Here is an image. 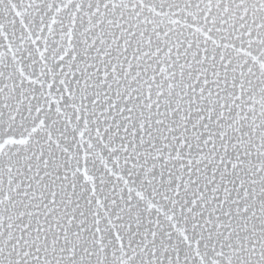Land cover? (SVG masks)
I'll list each match as a JSON object with an SVG mask.
<instances>
[{"label":"snow or ice","instance_id":"6c2138e0","mask_svg":"<svg viewBox=\"0 0 264 264\" xmlns=\"http://www.w3.org/2000/svg\"><path fill=\"white\" fill-rule=\"evenodd\" d=\"M0 264H264V0H0Z\"/></svg>","mask_w":264,"mask_h":264}]
</instances>
